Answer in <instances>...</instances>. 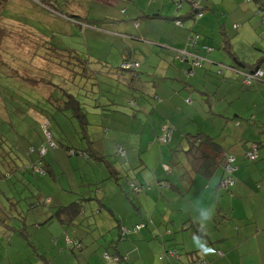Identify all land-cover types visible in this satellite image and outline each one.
<instances>
[{"label":"rangeland","instance_id":"374dc122","mask_svg":"<svg viewBox=\"0 0 264 264\" xmlns=\"http://www.w3.org/2000/svg\"><path fill=\"white\" fill-rule=\"evenodd\" d=\"M48 1L46 3H52L53 7L64 12L65 15L49 9L39 0H0V11L5 15L4 19H0V133L4 140V147L0 150V264H45V260L39 254L44 255L50 264H117L104 260L106 248L114 238L110 232H106L112 229L113 223L104 222L102 218L91 215V209L97 215L98 199L93 200L87 205L88 208L84 209L87 218L80 216L77 223L70 227L71 235L79 231L75 236L83 238L84 243L89 242L87 236L92 237L95 243L90 249L87 247L82 251L75 249L74 252L67 242L70 238L66 233L67 229L58 219H54L46 226L42 223L54 214L57 207L67 206L89 195L93 199L100 196L99 199L104 198L118 205L121 201V198H117L120 195L119 185L125 186L127 181H134L136 184L145 182V178H138L142 174L153 180L157 179L154 174L155 168L169 163L175 154L172 150L178 146L176 138L168 144L161 142L165 134L164 127L170 125V119H177L178 116L176 114L171 115L170 119L165 118L164 114L169 105H162L160 102L155 109L159 100L153 101L149 98L147 102L141 100L143 104L141 107V104L133 105L118 96L116 104H104L102 109L105 110L106 117L103 119V113L99 115L94 113L96 110L93 107L94 101H85L87 93L79 90L82 101L89 104L85 109L89 113L88 129L93 143L91 146L93 150L96 148L100 151V160L89 159L90 156H86L87 160L83 154H71V150H89L90 144L79 119L73 116L71 109L64 107L63 102L67 100L62 101V89L77 95V87L86 86L85 89L92 92V84L96 80L88 82L86 77L83 76L82 80L77 74L75 82L73 76L68 78L69 73L72 72L71 69L68 70L69 68L78 65L76 70L80 72L90 73L93 69L102 71L101 80L104 89L108 91L107 96H110L109 91L114 92V90L121 96L128 95L130 85L147 91L149 95L157 93L161 96L164 94L162 87L168 83L155 81V86L153 82L138 81L132 72L130 74L122 70V65L125 63L135 65L139 62L141 67L138 63L135 68L141 73L149 74L153 65L143 42V37L153 39L152 34L149 33L148 36L140 34L144 25L143 20L139 21L142 25L139 30L136 29L135 32L133 28L136 18L131 16L130 3L135 0ZM149 1L139 0V5L146 7V4H150ZM197 2L199 3L200 0ZM171 3L169 14L179 18L186 14L189 5L192 9L194 0L192 6L185 3L186 10L183 8L179 12L176 11L173 0ZM225 5L232 8L240 7L242 11L249 7L255 9L247 18L243 15L252 26L250 22L257 21L258 18L264 21V11H258L257 8V5H261V0H226L225 4L217 2L214 15L211 16L214 20L215 15H220L215 22L224 26L220 28L216 24L214 33L222 38H231L232 44L243 50L242 59L251 61L261 59L263 55L254 45L257 41L264 45V35L257 37L248 29H242L240 34L236 35L238 30L233 25L239 23L242 13L232 14V12L224 17L223 11H230ZM77 6L81 11L73 12V15L88 20L105 17L109 22L99 21L95 25H88L79 18V20L70 19L68 16L72 13L69 10ZM249 18L256 19L249 20ZM116 19L119 23L113 22ZM169 24L174 27L173 23ZM253 26H256L254 22ZM135 35H142V39ZM193 39H195L194 34L190 37L191 44ZM212 43L215 45V42ZM195 44L194 41L192 46L190 45L192 49ZM214 49V53L221 54L218 60L227 59L235 63L223 42L214 46ZM208 52L211 51L208 49ZM74 54L80 57L75 59ZM202 59L205 65L206 62L209 63L207 59ZM165 62H168V59ZM155 63H160L161 68H166L159 58ZM220 68L234 71L225 65H220ZM126 75H130V80L126 81L122 78ZM158 76L163 77L164 74L160 73ZM168 77L169 84L172 85L178 82L180 75L172 71ZM187 77L194 83L202 81L207 85L212 83L213 78L221 80V77L215 74H207L204 69L198 77L188 75ZM186 93L192 95L188 91ZM254 98L255 95L251 93L249 99ZM191 101V97L185 99V102ZM237 106H241V103H237ZM252 108L250 106L248 116L251 115ZM252 111L255 114L257 109ZM193 113L192 110L191 114ZM206 125L210 128L211 122H206ZM190 126H192L191 122ZM44 129L46 132L50 131L54 146L50 145L48 136L46 139L47 134L45 135ZM238 133L241 134V131L239 130ZM252 142L250 140L241 148H248ZM41 146H44L49 154L45 155L44 159H41L40 156L44 155L40 151L39 153L31 151L32 148L38 150ZM117 146L128 148L130 157H114L112 150ZM107 150H110L109 153H106ZM242 151L246 157L248 150ZM162 152L164 158L161 157ZM140 157L144 164L139 163ZM45 161H55V170L43 175L38 170L44 167ZM241 161L246 167L254 164L248 158L246 162L239 158L235 165L237 166ZM109 162L119 170H127L119 180L112 177L114 172ZM123 165L126 166V170L122 168ZM165 175L166 172L163 176ZM234 177L236 179V176ZM251 178L253 179L254 176ZM48 198L52 202L46 204ZM33 204L38 205L32 207ZM233 204L235 212L242 213L243 202L234 200ZM152 206L157 218L160 219L159 208L155 204ZM23 216L26 217L25 223L33 247L26 238L14 230L23 225ZM114 220L119 219L114 218ZM157 241L161 242V240ZM162 256L164 259L168 258V253Z\"/></svg>","mask_w":264,"mask_h":264},{"label":"crops","instance_id":"0c3cea01","mask_svg":"<svg viewBox=\"0 0 264 264\" xmlns=\"http://www.w3.org/2000/svg\"><path fill=\"white\" fill-rule=\"evenodd\" d=\"M93 1L95 0L89 2ZM153 1L146 4V7L140 6L139 0L130 3V6H132L131 16L136 18L134 31L136 32V29L139 30L142 27L139 21L143 20L144 25L140 34L146 36L149 33L152 34L153 39L143 37L144 45L153 63L151 72L149 74L142 72L143 75L135 68L136 66L128 70H122L130 74L133 73L132 75L141 82L155 83V81H159L169 84L170 79L168 76L172 71L180 75L178 82H174L172 85L169 84L170 86L164 84L162 87L164 94L161 96L157 93L149 95L147 91L135 88L133 85H130L131 89L128 91L135 92L134 97L138 99L141 107L143 106L141 100L147 102L149 98L153 101L159 100L155 109L158 108L160 102L162 105H169L164 114L165 118L170 119L171 115L177 114V119H170L171 127L174 126L172 127L174 130L172 140L176 138L178 142L177 148L172 150V153H175L174 156L167 163L172 167V172L163 176L165 172L163 167H156L154 174L157 179L155 180L142 174L138 178H145V182L136 184L134 181H127L125 186L119 185L118 193L120 195L117 198H121V201L118 205L117 203L112 204L104 198L99 199L100 196L95 199L90 195L81 198L84 199L86 204L84 209H87V205L93 200L98 199L97 215H95L93 209H91V215L102 218L104 222L110 221L113 223L112 229H108L106 233L110 232L117 239L112 238L110 240L106 252L120 257L117 264H194L199 259H204L211 264H264V80L255 82L251 87H246L243 84L245 74L256 69L264 71V45L258 41L254 45L262 53L261 59L257 61L244 60L241 57L244 53L243 50L234 46L230 40L231 38H222L219 34L214 33L216 24H218L215 19L219 18L220 15H215L214 20L211 19V16L214 15L213 12L217 7V2L225 4L226 0H200L201 13L196 16L193 14L192 0H185V10L188 4H191L192 9L189 5L186 14L179 18L169 14L172 0ZM185 3H187L186 6ZM263 3L264 0H261L262 10L264 11ZM226 7L230 11H223L224 17L232 12V14L242 13L240 14V21L238 20L239 23L233 25L238 30L236 35H239L242 29H248L257 37L264 35V21L262 19L258 18L257 21H251L252 26L245 19L248 15L254 13L255 9L249 7L242 11L237 6L235 8ZM257 8L259 11L258 5ZM72 9L69 10L72 13L71 16L74 19L79 18L88 25H95L99 21L109 22V19L105 17L98 20H88L79 15H73V12L81 11V9L79 6ZM181 10H178V12ZM103 19L106 21H103ZM252 19L255 20L256 18H249V20ZM177 21H182V24L177 26L175 23ZM113 22L119 23L117 19ZM253 22L256 26H253ZM169 23H173L174 27L172 28ZM218 25L220 28L224 26L223 24ZM150 30L152 32H148ZM193 34L198 35L199 38L197 39V45L192 49L190 37ZM142 35H135V37L142 39ZM211 41L215 42V45ZM220 42H223L225 49L234 58L236 64L231 60L223 59L220 61L217 59L221 54L214 53V46ZM204 46L211 48V52L206 51L203 48ZM182 52L189 54L186 60L181 58ZM77 56L80 57V55ZM192 56L207 59L209 63L204 64L205 68H194V58ZM156 57L160 59V62H163V66L166 68H161L160 63H155ZM166 59H168V62H165ZM138 63L135 64L138 66ZM216 63L217 65H214ZM139 65L141 67L140 63ZM220 65H225L234 69V71L238 70L240 72L237 73L227 69H222V71ZM237 65L239 68H237ZM203 69L207 74L211 73L221 77V80L212 77V83L207 85L202 81L194 83L188 79L187 75L198 77ZM159 72L164 76L159 77ZM77 74H80L79 77L82 80L83 76L86 77L88 82L96 80L92 84V92L87 90L86 93L89 96H86L84 100L91 101L94 99L95 104L99 102L104 107L103 104L106 103L105 98H108L106 94L108 91L104 89V83L101 80L103 72L93 69L90 73L87 71L78 72ZM69 76L72 77V74L69 73L68 78ZM122 78L128 81L130 75ZM77 89L84 92L86 90L81 89V86ZM186 91L192 95L186 93ZM140 93H143L144 97H140ZM251 93L255 95L253 100L249 99ZM110 97L112 96L110 95ZM189 97L192 101L185 102V99ZM114 99H118V97ZM237 103H241V106L236 107ZM250 106L253 107L252 110L257 109L256 112L258 113L255 112L254 114L251 110V115L248 116ZM192 110L194 111L193 114H191ZM94 112L100 113L101 111L95 110ZM105 117L106 114H104L103 109L102 118L105 119ZM190 122L192 126L189 127ZM206 122H211L210 128L206 125ZM152 127L154 128L153 123ZM239 130L241 134L238 133ZM198 133L211 136L225 152L236 155L237 161L239 158L243 161L246 160L242 150L246 151L247 147L241 148L242 145L245 146L250 140L258 142L260 144V157L258 160L261 162L257 160L248 167L242 161L237 166L235 165L236 170L233 176H236V184L231 188H224L222 186L224 177L222 163L212 165V160H208L202 171H200L193 167L187 157L188 151L192 149L191 142L195 140ZM123 148L127 153L126 157H121L117 155L116 150H112L114 157H130L129 149ZM179 148L181 149L178 150ZM109 151L107 150L106 153H109ZM84 152H88L89 159L100 160V151L96 148ZM161 157H165L163 152ZM54 162L45 161L43 165L50 171H54ZM139 163L144 164L141 157ZM109 164L114 172V176H112L114 179L119 180L123 176V172L127 171L125 165L122 168L126 171L119 170L112 162H109ZM204 170L206 172H203ZM252 176H254L253 179ZM159 179L169 181L170 183H168L171 186L168 184V186L162 187ZM234 200L243 202L244 209L242 213L240 211L235 212ZM47 201L48 204L52 202L49 198ZM154 204L160 210V219L157 218V213L153 211L152 205ZM120 208H123V210L121 211ZM85 214L86 212L81 216L87 218ZM113 217L119 220L115 221ZM78 219L74 224L77 223ZM72 225L65 227L68 236L72 239H80L82 250L86 247L90 249L95 243L92 237L87 236L89 242L84 243L83 238L75 236L79 231L75 235H71L70 227ZM139 225L145 226L135 231ZM124 229L127 231L126 233ZM157 240H161V242ZM208 249L212 251H208ZM166 252L168 258L162 259L161 256ZM45 264H47L46 261Z\"/></svg>","mask_w":264,"mask_h":264},{"label":"trees","instance_id":"16d2710c","mask_svg":"<svg viewBox=\"0 0 264 264\" xmlns=\"http://www.w3.org/2000/svg\"><path fill=\"white\" fill-rule=\"evenodd\" d=\"M39 1H41L43 4H45V6H47L49 9H51V10H53V11H55V12H58V13H60V14H63V15H65L64 14V12H62V11H59L57 8H55V7H53V4L52 3H50V4H48V3H46L47 1L46 0H39ZM152 1L153 0H150L149 1V3H152ZM199 1V0H198ZM45 2V3H44ZM49 2V1H48ZM174 4L176 5V10L178 11V8H177V1L176 0H174ZM0 5H1V3H0ZM259 6V9L261 10V11H263L262 10V6L261 5H258ZM4 8V7H3ZM182 8H184V1H183V7ZM181 8V9H182ZM180 9V10H181ZM200 7H199V9H192L193 10V14H194V16H196V15H199L201 12H200ZM2 10V9H1ZM5 15H3V13H1V11H0V19H4L5 17H4ZM70 19H74V17L73 16H68ZM176 20H178V19H176ZM175 20V21H176ZM181 20V19H180ZM182 22V21H181ZM176 23V22H175ZM90 24V23H89ZM177 25V24H176ZM177 26H179V25H177ZM199 38V36L198 35H195V39H193V42L195 41V45L194 46H196L197 45V39ZM193 42H192V44H193ZM208 49H211V48H205V50L206 51H208ZM187 53V52H186ZM76 55V56H75ZM32 57V56H31ZM74 58L75 59H77L78 58V56H77V54H74ZM181 58H185V60L188 58V56L186 55V56H183L182 54H181ZM193 61H194V59H193ZM207 63V62H206ZM193 66H194V64H193ZM205 66V65H204ZM78 68V65H76V66H73L72 68H69L68 70H70V71H73L72 73H70V74H72V76L75 78V82H76V78H77V73L78 72H80V71H78V70H76ZM194 68H197V67H195L194 66ZM122 69H124V68H122ZM135 69V68H134ZM126 70H128V69H126ZM261 70V69H260ZM251 72H253V71H251ZM264 72V71H263ZM247 74H249V73H247ZM80 75V74H79ZM78 75V76H79ZM69 78H72L71 76H69ZM245 77H244V80H243V84L245 85ZM264 80V78H261V79H259V80H256V81H254L252 84H251V86L255 83V82H257V81H263ZM246 87H251V86H248V85H245ZM79 88H80V86H79ZM82 89H84L85 90V88L84 87H81ZM54 91H55V89H54ZM62 93L63 94H61L62 95V97H63V100L62 101H64L65 99L67 100L66 102H63V105H64V107H66L67 109H71V111H72V113L74 114L73 116H76L78 119H79V121H80V125H81V127H82V129H83V132H84V134L87 136V138L89 139V144H90V149H92L93 150V146H91L93 143H92V141H91V135H90V133H89V129H88V126H89V122H88V115H89V113L86 111V107H89V104L88 103H86V102H84V101H82L81 99H79V97H81V94L79 93V91H78V89H77V95H78V93H79V97L77 96V95H75V94H73V93H68L67 92V90H63L62 89ZM85 92H87V90H85ZM134 93L135 92H128L127 94L128 95H125V94H123L122 96L119 94V93H117L115 90H114V92H111L110 93V95L113 97V98H115V97H121L120 99H123L124 101H127V102H129V103H133V105H134V103H136L137 105H139V103H138V99H136L134 96ZM92 94H95V93H92ZM54 95V94H53ZM87 96H89V94H87ZM141 96H143L144 97V94L143 93H140V97ZM108 98H106V103H111V104H116V102H117V99H114L113 100V98L112 97H110V96H107ZM132 98V99H131ZM88 100H90V99H88ZM93 101H94V99H92ZM85 101H87V100H85ZM1 103V102H0ZM94 103H95V101H94ZM104 105V104H103ZM93 107H95L96 108V110H99V111H101L100 113L99 112H94L96 115H99V114H102L103 113V106L102 105H100L99 104V102H96V104H94V106ZM105 111V110H104ZM43 128H44V126H43ZM45 130V129H44ZM174 131V130H173ZM49 132V134H50V131H48ZM45 135H46V130H45ZM50 136H51V134H50ZM51 138H52V136H51ZM46 139H47V135H46ZM251 144H256V145H258V147H259V150H260V144L258 143V142H252ZM250 144V145H251ZM191 145H192V149H190L189 151H188V153H187V157H188V159H189V161L191 162V164L193 165V167L196 169V170H200V171H202V168L204 167V165L206 164V162L208 161V160H212V165H217L219 162L220 163H222L223 164V169L225 168V164H226V156L227 155H229V153H227V152H225L224 150H223V148L218 144V143H216V141L211 137V136H209V135H206V134H204V133H198L197 134V136H195V140L194 141H192L191 142ZM250 145H248V148H247V150H249V147H250ZM3 147H4V140H3V137L1 136V133H0V150L1 149H3ZM117 147H122V146H117ZM42 148H45L44 146H41L40 148H38V150H36L35 148H32L31 149V151L32 152H37V153H39V151L42 149ZM123 148V147H122ZM89 149V150H90ZM116 150V149H115ZM71 152H73L74 154H83V156L85 157V159H87V157H89V154H88V152H84V151H81V150H71ZM48 154V150L46 151V154L45 155H47ZM45 155L44 156H40L41 157V159H44V157H45ZM230 155H232V154H230ZM259 155H260V151H259ZM87 156V157H86ZM234 156V155H233ZM260 157V156H259ZM258 157V158H259ZM258 158L255 160V161H257L258 160ZM88 160V159H87ZM255 161H253V162H255ZM172 168V167H171ZM40 169H43L42 171L43 172H45V173H43V172H41V171H39L41 174H43V175H46V174H48L49 173V169L48 168H46L45 166L44 167H41ZM203 172H206V170H204ZM209 173H210V171H209ZM208 173V174H209ZM224 177H225V170H224ZM224 177H223V179H224ZM234 177V176H233ZM235 179V178H234ZM167 180H162L161 181V179H160V183H168V182H166ZM223 181V180H222ZM170 183V182H169ZM168 183V184H169ZM235 184H236V180H235ZM170 186H171V184H169ZM231 188V187H230ZM48 203V201L46 202V204ZM31 205V204H30ZM38 205V204H37ZM37 205H35V204H33L32 205V207H34V206H37ZM40 205V204H39ZM84 208H85V203H84V199H81V200H78V201H76V202H72V203H70L69 205H67V206H61V207H58L57 208V210L54 212V214L46 221V222H43L42 224H43V226H46V225H48V224H50L54 219H58L62 224H63V226H65V227H68L69 225H72V224H74V222L83 214V212H84ZM25 219H26V217L25 216H23V218H22V220H23V225L22 226H19V227H17V229H14L16 232H18L19 234H20V236H23L24 238H26V240L29 242V245L30 246H32L33 247V244H32V242H30V235H29V231H28V226L26 225V223H25ZM139 226H145V225H139ZM71 241V242H70ZM67 242H68V245H69V247L70 248H72L73 249V251L75 252V249H80L81 251H82V242L80 241V240H78V239H72V238H68V240H67ZM108 254L109 256H112V257H110L108 260L105 258V254ZM105 254H104V260H106V261H110V262H115V263H117L116 261H114V257L116 256V255H114V254H110L109 252H105ZM43 259L45 258V256L44 255H42V254H39ZM76 256H78V255H76ZM120 258V257H119ZM162 259H164V257L162 256L161 257ZM204 260V259H203ZM46 261V263L48 264V263H50L47 259L45 260ZM120 261V260H119ZM118 261V262H119Z\"/></svg>","mask_w":264,"mask_h":264},{"label":"built area","instance_id":"2783aa9c","mask_svg":"<svg viewBox=\"0 0 264 264\" xmlns=\"http://www.w3.org/2000/svg\"><path fill=\"white\" fill-rule=\"evenodd\" d=\"M176 1H177V8H178V10H180L183 7V0H176ZM193 8L194 9H199V3L197 2V0H194ZM176 24L180 26L182 23H181V21H177ZM209 51H211V49H209ZM182 55L183 56H186V55L189 56V54H187L186 52H182ZM192 57L194 58L193 64H194L195 67L201 68V67L204 66L205 61L202 58L195 57V56H192ZM135 66H137V64L131 65L130 63H127V64L123 65V68L124 69H130V68L135 67ZM245 78H246L245 82H244L245 85L251 86V84L254 81L259 80L261 78H264V72H263V70L257 69L254 73L245 74ZM164 131H165V134L162 137L161 142H163L165 144H168V143H170L172 141L173 128L171 127V125L165 126L164 127ZM46 134L48 136L50 145L54 146V143L51 142V136H50L49 132H46ZM46 151H47L46 148H42L40 150V153L42 155H45ZM116 153H117V155H119L121 157H126V154H127L125 149L122 148V147H117L116 148ZM71 154H74V153L71 152ZM258 157H259V147H258V145L251 144L250 147H249V150L247 151L246 158H248L251 161H255ZM236 161H237V157H235L233 155H230V154L226 156V164H225V168H224L225 177H224V179L222 181V186L224 188L228 189V188L233 187L235 185V179L233 177V173L236 170L235 169ZM163 169L166 172V174H170L172 172V168L168 164H164ZM42 170L43 169H39L38 171L43 172ZM43 173H45V172H43ZM163 186H168V183H165V182L162 183V187ZM135 190H137V188H135ZM141 228H142V226H138L135 231H138ZM124 232L126 233L127 231L125 230ZM110 257H112V256H109L107 253L105 254V258L107 260ZM113 259L116 262H118L120 260V258L118 256H115ZM194 264H211V263H209V262H207V261H205L203 259H199V260L195 261Z\"/></svg>","mask_w":264,"mask_h":264},{"label":"clouds","instance_id":"9594fccd","mask_svg":"<svg viewBox=\"0 0 264 264\" xmlns=\"http://www.w3.org/2000/svg\"><path fill=\"white\" fill-rule=\"evenodd\" d=\"M208 251H212L211 249H208Z\"/></svg>","mask_w":264,"mask_h":264}]
</instances>
